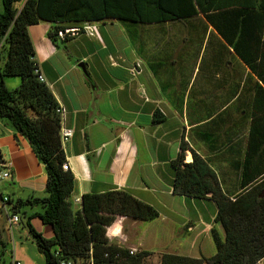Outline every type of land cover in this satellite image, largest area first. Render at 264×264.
Segmentation results:
<instances>
[{
    "label": "crops",
    "instance_id": "0c3cea01",
    "mask_svg": "<svg viewBox=\"0 0 264 264\" xmlns=\"http://www.w3.org/2000/svg\"><path fill=\"white\" fill-rule=\"evenodd\" d=\"M25 1L18 2L20 9ZM247 2L256 5L261 0H234L231 8L240 9ZM95 23L98 36L79 34L61 48L48 36L50 22L29 27L35 59L57 102L69 111L66 126L74 129L73 138L63 143L75 176L70 197L73 209H81L86 193L128 191L155 206L160 216L143 228H139L141 220L119 216L108 229L113 244L153 253L152 248L159 245L162 254L213 256L212 229L225 236L223 226L216 222L217 204L210 198L176 194L172 162L183 144L185 162H192L196 152L233 198L243 191L248 167L252 172L263 169L264 104L259 107L256 99L258 85L263 84L258 70L242 61L235 49L243 41L239 48L244 55L256 58L251 22L254 36L243 40L240 24L236 32V22L226 24L224 36L203 14L141 23L108 17ZM259 57L264 60V51ZM6 58L0 43V67ZM20 84V77L6 78L10 89ZM250 143L257 145L251 156ZM0 164L12 172L10 179L0 180L2 229L8 222L5 209L12 207L2 202V196H10L14 203L45 197L48 176L28 140L1 118ZM42 211L37 204L23 206L18 214L33 217V226L52 238L53 228L34 216ZM16 226L20 236L30 238L23 220ZM32 249H36L34 244L18 241L13 259L28 257ZM35 254L45 264V256L40 251ZM256 264H264V258Z\"/></svg>",
    "mask_w": 264,
    "mask_h": 264
},
{
    "label": "trees",
    "instance_id": "16d2710c",
    "mask_svg": "<svg viewBox=\"0 0 264 264\" xmlns=\"http://www.w3.org/2000/svg\"><path fill=\"white\" fill-rule=\"evenodd\" d=\"M1 1L0 43L7 51V58L0 67V118L28 140L48 176L47 196L10 201L11 211L19 213L23 206L42 205L43 211L34 216L51 225L54 236L47 238L39 232L31 223L33 217L28 218L26 225L38 250L45 256V264H61L65 259H85L95 264H144L150 252L131 255L127 249L111 243L108 229L119 216L155 220L160 216L155 206L128 191L110 190L86 193L81 198V209L72 207L70 197L75 176L71 169L63 167L67 158L60 136L59 103L47 82L41 81L35 72L40 66L35 59L29 27L42 21L50 22L48 36L61 48L74 37L66 33L67 29L108 17L141 23L203 14L224 36H227L226 24L234 21L235 32L240 24L242 40L255 35L256 58L244 55L239 48L243 47V41L238 42L235 49L242 55V61L253 71L258 70L259 80L264 85L261 73L264 60H259L260 52L264 51V0L256 5L247 2L248 5L240 9L231 8L234 0H76L75 4L69 0H26L21 9L20 0ZM8 77H20L21 84L8 88ZM263 85H258L257 90L259 107L264 104ZM256 148L257 145L249 144L250 156ZM249 162L248 155L246 169ZM172 169L176 194L215 201L216 222L223 226L225 236L216 228L212 229L216 253L211 257L164 253L161 264H256L264 258V167L255 172L249 167L244 171L243 191L234 198L224 191L209 163L196 152L192 162H185L183 144L182 151L172 162ZM2 232L0 229V244H4Z\"/></svg>",
    "mask_w": 264,
    "mask_h": 264
},
{
    "label": "built area",
    "instance_id": "2783aa9c",
    "mask_svg": "<svg viewBox=\"0 0 264 264\" xmlns=\"http://www.w3.org/2000/svg\"><path fill=\"white\" fill-rule=\"evenodd\" d=\"M66 33H69L72 36H76L79 34H87L90 36L99 35L98 27L95 22H86L80 27L69 28L66 30ZM35 72L39 75V79L41 81L43 82L47 81L40 68H37ZM57 112L60 114V118H61V130H60L61 141L62 143H65L73 138L74 129L70 126H66L65 124L67 119V114L69 112L68 109L63 105H59V107L57 108ZM63 167L65 170L71 169L70 163L68 161L64 163ZM11 177H12V172L0 164V180L10 179ZM10 201H11L10 196L8 195L2 196V202L5 203L6 205L9 204ZM5 210L8 214L9 227L11 228V231H13L14 227L21 222L20 215L18 213L12 212L10 208H6ZM120 240L121 243L124 241L123 238H121ZM127 250L131 255H135L140 252L137 248H131ZM11 264H22V263L17 259H13ZM61 264H95V263L93 261H86L85 259H65L61 261ZM106 264H116V263H106Z\"/></svg>",
    "mask_w": 264,
    "mask_h": 264
},
{
    "label": "rangeland",
    "instance_id": "374dc122",
    "mask_svg": "<svg viewBox=\"0 0 264 264\" xmlns=\"http://www.w3.org/2000/svg\"><path fill=\"white\" fill-rule=\"evenodd\" d=\"M10 78H13V77H10ZM20 218H21V222L23 220V222L25 223V226L27 228V218L23 212H21L20 214ZM148 224H151L149 223V221H141L140 222V225H139V228H143L145 226H147ZM49 228L52 229L51 225H48ZM17 226H15V228L13 229V231H11V228L9 227V224L8 222L6 223V225L4 224L2 226V229H3V236L4 237V244H0V264H10L12 259H13V246L19 241V242H23V244H35L34 240L32 239L31 235H30V238L26 237V236H20V234L18 233L16 229ZM20 228V227H17V229ZM150 231H153L152 229H150ZM29 232V231H28ZM163 242V241H162ZM159 246V245H158ZM158 246H155L153 247V252H150V254L146 257L145 259V263L144 264H161V258H162V253L158 252V251H161V247H158ZM206 248V252L207 253H210L212 248H210V246H205ZM36 246V249L34 251V249H32L31 252H29V256L28 257H23L22 260L16 258L17 260H19L22 264H30V260L31 262H35V264H42V261H39L37 255L35 254V252L39 253V250ZM162 254V255H161ZM16 255V254H15Z\"/></svg>",
    "mask_w": 264,
    "mask_h": 264
},
{
    "label": "water",
    "instance_id": "95a60500",
    "mask_svg": "<svg viewBox=\"0 0 264 264\" xmlns=\"http://www.w3.org/2000/svg\"><path fill=\"white\" fill-rule=\"evenodd\" d=\"M79 67H81V68H83L85 70V65L84 64H80Z\"/></svg>",
    "mask_w": 264,
    "mask_h": 264
}]
</instances>
